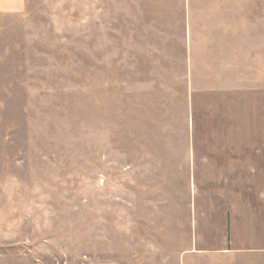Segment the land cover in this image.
Masks as SVG:
<instances>
[{
    "label": "rangeland",
    "instance_id": "374dc122",
    "mask_svg": "<svg viewBox=\"0 0 264 264\" xmlns=\"http://www.w3.org/2000/svg\"><path fill=\"white\" fill-rule=\"evenodd\" d=\"M19 1L0 264H264V0Z\"/></svg>",
    "mask_w": 264,
    "mask_h": 264
},
{
    "label": "crops",
    "instance_id": "0c3cea01",
    "mask_svg": "<svg viewBox=\"0 0 264 264\" xmlns=\"http://www.w3.org/2000/svg\"><path fill=\"white\" fill-rule=\"evenodd\" d=\"M22 1L23 0H20L19 2H14L15 4L18 3V4H22ZM2 3H5V2H2ZM6 4V3H5ZM17 5V4H16Z\"/></svg>",
    "mask_w": 264,
    "mask_h": 264
}]
</instances>
